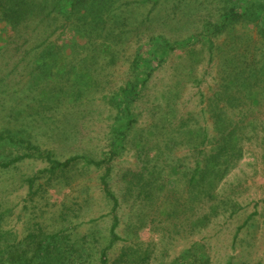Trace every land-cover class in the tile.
<instances>
[{"label":"trees","instance_id":"trees-1","mask_svg":"<svg viewBox=\"0 0 264 264\" xmlns=\"http://www.w3.org/2000/svg\"><path fill=\"white\" fill-rule=\"evenodd\" d=\"M158 1L0 0V23L8 28L0 30V172L26 159L45 163L27 181L31 199L70 184L76 173L104 170L98 194L109 210L101 218H111L105 239L96 231L74 234L79 224L74 221L64 224L68 211L79 219L89 207L86 185L78 189L87 199L76 197L71 209L65 206L58 216L63 224L53 231L31 220L22 234L5 229L10 210L0 205V264H212L206 244L192 236L213 219L232 218L244 208L217 193L223 177L255 152L264 169V0H214L201 28L182 40L133 25L132 6ZM134 32H141L137 42L129 36ZM132 47L130 57H123ZM176 51L181 67L175 78L193 79L207 54L216 66L214 89L209 95L199 92L198 112L178 108V95L164 89L146 109L151 121L134 130L140 116L134 110L145 99L147 83ZM121 60L128 74L112 84ZM14 74L19 79L12 83ZM101 107L108 111V125L99 153L78 147L82 153L60 160L34 144L38 134H49L36 132L42 124L53 135L68 137L69 117L85 118ZM84 131H75L77 144ZM128 148L139 170L120 176V201L109 187L110 165ZM179 152L189 156L187 162ZM121 202L130 203L123 229ZM256 204L235 237L249 225L264 224V200L259 211ZM145 229L148 239L140 234ZM183 239L187 245L172 254L173 244Z\"/></svg>","mask_w":264,"mask_h":264},{"label":"rangeland","instance_id":"rangeland-1","mask_svg":"<svg viewBox=\"0 0 264 264\" xmlns=\"http://www.w3.org/2000/svg\"><path fill=\"white\" fill-rule=\"evenodd\" d=\"M214 4V0H161L144 6H139L136 3L131 7L133 11L132 23L135 28L137 26L142 29L148 27L150 32L165 31L168 38L182 40L197 33L202 26V19L207 17L208 13L214 8ZM143 22L144 25L141 24ZM3 28H6V32H8V28L4 23H0V30H3ZM140 33L134 32L129 35L132 37L131 42H135V35ZM2 46L0 43V47ZM133 49L134 47L125 49L123 57H130ZM179 54V51L172 53L166 66L155 72L147 83L145 99L138 102L139 109L136 108L134 110L136 114L140 112L134 130L147 126L151 121L146 109L150 108L154 100L161 98L164 89L169 88L173 94L178 95V108L181 107L196 112L199 111L201 104L199 92L209 95L211 90L214 89L215 62H210V58L205 54L202 65L199 64L195 68L196 76L193 79H178L175 78V75H179L176 69L181 67V59L178 58ZM113 74L112 84L114 82L120 84V81L128 74L126 60L119 62ZM17 76V74L11 75L12 83L18 81L19 78ZM13 86L12 84L10 85V87ZM15 87L21 88V86ZM100 110L98 113L91 112V115L85 118L69 117L67 120L70 132L68 137H57L46 130V126L42 124L41 129L36 130V132L40 133L42 131L49 134H38L34 138V144L38 145L42 150L52 151L55 157L60 160L82 153L81 150H78V147L85 151L86 154L89 151L92 152L89 148H92L94 153H99L100 149L102 150L106 145L104 137L108 125L106 123L108 111L102 107ZM82 129H85L83 140L77 144L75 142V131ZM88 145L92 147H88ZM257 155H259L258 152L252 155H245L234 169H228L217 190L219 195H230L244 208L232 218L223 215L213 219L207 228L192 236L191 240H200L206 244L212 264H225L229 259L264 264V224L262 221L245 227L235 237L237 228L242 226L246 217L254 211V205L256 203L259 204V211L264 200V169L258 162ZM177 157L182 158L183 162H187L189 159V156L183 152H179ZM110 166L112 172L108 180L109 187L122 201L124 185L120 176L124 172H137L139 170L134 151L130 148L126 149L112 161ZM44 167L45 163L41 160L31 158L18 162L4 172H0L1 210H10L6 217L3 218V228L22 234L28 228L29 220H31L33 223L47 225V229L53 231L63 224L58 216L65 206L71 209L76 197H81L78 199L81 201L87 199L82 194V190L78 189L79 186L85 189L86 185L91 193L89 207L83 209L79 219H75L72 212L68 211L64 224L68 225L69 222L74 221V223H79L72 228L74 234L82 235L90 231H96L97 235L105 239L111 218L107 216L101 218V215L108 212L109 204L104 202L100 194H98V177L104 173V170L98 171L81 166V169L92 170H84L82 175L74 174L70 178V184L68 185L64 183L58 185V187L54 185L53 188L47 190V194L43 196L44 198L32 195L31 199H29L27 197L29 192L27 181ZM173 176L177 182L178 177ZM40 182H43V179L35 180L36 184ZM36 184L35 187H37ZM177 184L179 185L180 183L177 182ZM169 186L173 185L169 184ZM121 205L119 216L122 220L121 228L123 229L130 203L121 202ZM250 223L252 224L251 221ZM121 228L118 231L123 236L124 233ZM140 234L145 239L151 237L147 229L142 230ZM186 245L187 240L185 239L177 241L173 244L172 254H177ZM120 246V243H118L116 249L111 253V257L119 251Z\"/></svg>","mask_w":264,"mask_h":264}]
</instances>
